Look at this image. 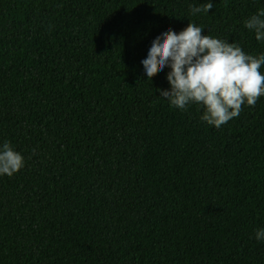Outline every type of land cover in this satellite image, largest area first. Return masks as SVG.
<instances>
[{"label": "trees", "instance_id": "trees-1", "mask_svg": "<svg viewBox=\"0 0 264 264\" xmlns=\"http://www.w3.org/2000/svg\"><path fill=\"white\" fill-rule=\"evenodd\" d=\"M207 2L0 0V264H264V96L217 128L141 63L189 22L264 54V0Z\"/></svg>", "mask_w": 264, "mask_h": 264}, {"label": "clouds", "instance_id": "clouds-1", "mask_svg": "<svg viewBox=\"0 0 264 264\" xmlns=\"http://www.w3.org/2000/svg\"><path fill=\"white\" fill-rule=\"evenodd\" d=\"M213 3L190 5L191 14L208 13ZM244 26L264 42V8L258 9L244 21ZM148 80L165 68L169 89L159 95L170 106L186 111L191 104L203 109L200 119L219 128L238 117L242 105L255 106L264 96V54L254 56L241 46L224 39L202 35V26L189 22L176 32L172 28L152 41L148 55L141 61ZM24 157L10 141L0 146V175L11 177L24 166ZM255 238L264 241V228L255 230Z\"/></svg>", "mask_w": 264, "mask_h": 264}]
</instances>
